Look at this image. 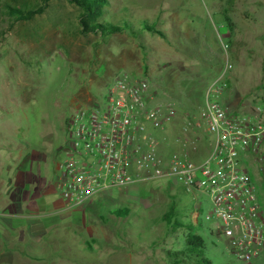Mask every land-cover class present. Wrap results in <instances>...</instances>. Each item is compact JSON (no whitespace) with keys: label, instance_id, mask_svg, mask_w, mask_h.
I'll return each mask as SVG.
<instances>
[{"label":"rangeland","instance_id":"1","mask_svg":"<svg viewBox=\"0 0 264 264\" xmlns=\"http://www.w3.org/2000/svg\"><path fill=\"white\" fill-rule=\"evenodd\" d=\"M40 4L0 0V199L7 177L18 171L33 181L31 191L52 186L67 118L98 103L119 75L147 80L156 102H173L181 113L202 107L207 91L223 82L216 99L228 113L264 104V0H109L98 22L132 23L136 38L126 31L82 35L81 12L66 1H51L30 21H16L6 10ZM142 21L162 35L141 30ZM209 144L201 130L192 157H206ZM260 159L249 164L264 210V146ZM170 204L184 223L191 222L195 204L202 206L197 234L211 264H264V250L247 263L232 254L222 227L204 219L210 208L204 195L193 199L182 186L162 181L108 189L82 207L63 208L53 226L0 216V244L23 249L28 243L44 258L38 264H166L161 250L173 243L180 248L185 233H170L162 220ZM5 205L0 201V211ZM11 262L0 258V264Z\"/></svg>","mask_w":264,"mask_h":264},{"label":"built area","instance_id":"2","mask_svg":"<svg viewBox=\"0 0 264 264\" xmlns=\"http://www.w3.org/2000/svg\"><path fill=\"white\" fill-rule=\"evenodd\" d=\"M225 89L224 82L210 88L202 107L181 113L173 102H156L158 93L147 80L117 76L98 103L80 106L67 118L54 190L66 206L81 207L111 188L153 181L180 185L193 199H208L205 221L222 227L232 254L250 262L264 250V210L249 164L261 160L264 104L230 114L216 99ZM174 128L168 140L166 132ZM201 130L210 144L197 161L192 145ZM194 209L197 222L203 209Z\"/></svg>","mask_w":264,"mask_h":264},{"label":"trees","instance_id":"3","mask_svg":"<svg viewBox=\"0 0 264 264\" xmlns=\"http://www.w3.org/2000/svg\"><path fill=\"white\" fill-rule=\"evenodd\" d=\"M41 4L38 6H6L7 14L13 17L16 21H30L35 15L42 14L45 11V7L51 1H66L76 6L81 14L79 17L82 35L88 34H100L102 37H108L113 34L126 31L132 37L139 36L138 31L135 30L132 23L122 22L121 25L98 22L106 10V6L109 4V0H40ZM140 29L151 33H159L154 25L148 24L145 21L140 23ZM141 49H146L144 45L139 44ZM252 180L253 177L251 176ZM176 208L174 204H170L167 211L163 214L162 220L168 227L170 233L176 234L179 230H184L183 245L178 248V245H174V248H164L159 254L166 264H211L210 260L206 256L204 240L197 234V229L200 227L199 223L193 224L192 222H182L175 218ZM126 209H118L116 214L125 215ZM177 237V236H175ZM174 237V238H175ZM177 244V242L175 240ZM14 251L20 255L31 259L33 261H42L44 258L30 246L28 243L23 245V249L20 244H0V253Z\"/></svg>","mask_w":264,"mask_h":264},{"label":"crops","instance_id":"4","mask_svg":"<svg viewBox=\"0 0 264 264\" xmlns=\"http://www.w3.org/2000/svg\"><path fill=\"white\" fill-rule=\"evenodd\" d=\"M166 133L167 139L171 140L173 135L177 132L173 129ZM24 164L26 165V160ZM25 175L24 172L18 171L14 173L12 177H7V182L4 185V197L0 199V201L5 202L6 205L0 211V216L11 219L17 223H23L25 219L29 218H37L39 219L38 221L42 223H45L46 220L50 224L49 226L60 223L62 221L61 215L63 208L72 207H68L62 202L54 190V182L47 191L39 192L35 189L31 191L30 188L31 185H33V181L29 178V180L26 179ZM55 194L58 197H56ZM191 222L193 224L197 223L194 220V215H192ZM0 258L12 260L13 263L11 262L9 264H38L43 261H33L14 251L0 253ZM50 264H52V261Z\"/></svg>","mask_w":264,"mask_h":264}]
</instances>
